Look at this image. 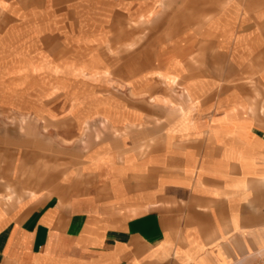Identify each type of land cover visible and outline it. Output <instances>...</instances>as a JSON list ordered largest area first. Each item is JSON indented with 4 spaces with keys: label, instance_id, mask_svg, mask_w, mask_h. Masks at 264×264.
<instances>
[{
    "label": "crops",
    "instance_id": "obj_1",
    "mask_svg": "<svg viewBox=\"0 0 264 264\" xmlns=\"http://www.w3.org/2000/svg\"><path fill=\"white\" fill-rule=\"evenodd\" d=\"M183 1L197 27L120 94L71 83L76 121L118 132L0 204V264H264V0Z\"/></svg>",
    "mask_w": 264,
    "mask_h": 264
},
{
    "label": "rangeland",
    "instance_id": "obj_2",
    "mask_svg": "<svg viewBox=\"0 0 264 264\" xmlns=\"http://www.w3.org/2000/svg\"><path fill=\"white\" fill-rule=\"evenodd\" d=\"M2 3L0 204L11 209L22 199L19 194L27 192V182L33 189L53 184L68 167H78L81 151L93 140L105 131L118 132L102 119L76 121L81 101L70 95L71 83L115 97L123 91L121 80L149 71L164 54L167 40L182 29H195L198 22L182 18L193 5L183 0ZM208 10L212 14L214 7ZM83 64L91 70L79 73ZM142 87L137 98L147 102L154 91L183 92L177 80L169 88L162 81Z\"/></svg>",
    "mask_w": 264,
    "mask_h": 264
},
{
    "label": "bare ground",
    "instance_id": "obj_3",
    "mask_svg": "<svg viewBox=\"0 0 264 264\" xmlns=\"http://www.w3.org/2000/svg\"><path fill=\"white\" fill-rule=\"evenodd\" d=\"M171 83H175V79H168Z\"/></svg>",
    "mask_w": 264,
    "mask_h": 264
}]
</instances>
